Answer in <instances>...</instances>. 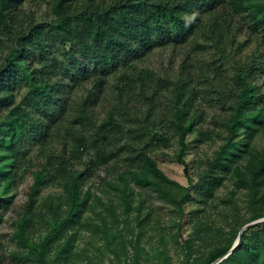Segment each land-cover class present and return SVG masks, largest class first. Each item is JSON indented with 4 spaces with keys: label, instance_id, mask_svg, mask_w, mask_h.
Listing matches in <instances>:
<instances>
[{
    "label": "trees",
    "instance_id": "obj_1",
    "mask_svg": "<svg viewBox=\"0 0 264 264\" xmlns=\"http://www.w3.org/2000/svg\"><path fill=\"white\" fill-rule=\"evenodd\" d=\"M22 2L0 0V221L13 213L0 264H94L103 250L127 264V246L139 264L138 241L154 224L136 187L182 215L191 194L201 204L214 198L220 173L234 187L221 199L231 205L221 213L228 230L196 217L190 240L211 245L190 259L184 239L185 264H264V221L230 250L246 223L264 217V50L254 39L264 42V0H52L42 20ZM156 48L176 54L177 66L143 65ZM190 135L220 142L194 182L184 160ZM239 135L243 147L231 154ZM173 144L185 187L151 157ZM25 171L26 197L14 205L7 194ZM50 186L58 189L40 197Z\"/></svg>",
    "mask_w": 264,
    "mask_h": 264
},
{
    "label": "rangeland",
    "instance_id": "obj_2",
    "mask_svg": "<svg viewBox=\"0 0 264 264\" xmlns=\"http://www.w3.org/2000/svg\"><path fill=\"white\" fill-rule=\"evenodd\" d=\"M52 0H23L22 9L25 15L31 16L36 20H42L48 18L49 8ZM246 35L238 37L239 40L246 38ZM260 44L259 50H264V42L258 37L254 38ZM254 41H249L243 49V54H248L253 49ZM178 64V56L172 53L171 50L156 48L152 53L144 60L143 65H146L152 69H174ZM257 84L264 91V75L257 78ZM206 127V124L204 125ZM208 126V125H207ZM211 128V126H209ZM243 137L239 135L235 140V145L231 148V154L236 153L243 147ZM255 147L260 146V137L256 135L253 139ZM220 144V142L214 138L206 141H196L194 135L189 136V148L184 154V160L188 164V172L191 176L192 182L196 180V173L200 166L203 165V160L209 157L213 150ZM179 147L173 144L169 148H164L159 151L151 153V157L156 161L158 168L170 179L178 182L181 186H188L187 179L183 172V167L177 163L174 159L175 153H177ZM23 177L19 182L17 188L12 189L7 195L13 199V204L18 205L25 200V194L27 186L30 183L31 176L25 171ZM104 176V172H99L93 175L88 184L92 186V189H97L101 182V178ZM220 183L217 185V190L214 193V198L207 204L199 203L198 199L193 194L187 202L183 205V214L179 215L170 203L158 198L153 192L147 189H140L136 187V191L140 192L146 201V208L151 210L153 228L147 227L144 234L140 237L138 245L141 251V260L139 264H185L186 257L183 249L182 242L184 239L189 238L194 233V222L196 217L204 216L202 218L205 223L210 226V231L214 232L216 226H224L225 230L227 226L222 216V211L229 212L231 205L229 203H223L221 199L225 196L231 195V190L234 187L231 183V179L228 174L220 173ZM264 188V186H263ZM58 189L55 186L45 188L40 197L46 195L48 192H53ZM181 191V190H179ZM244 190L233 192V198L236 200L240 213L238 217L240 219L248 215L246 208V197ZM136 197V196H135ZM149 206V207H147ZM12 211L9 210L3 215V219L0 221V235L7 236L9 234V225ZM180 222V228L177 226ZM156 224L159 228L155 227ZM151 225V223H150ZM88 234L86 237L79 239L80 243L88 241ZM191 246L189 249L190 259L205 251L211 242L205 237L197 240H190ZM102 242H100L101 244ZM94 250H91V252ZM132 249L127 246L128 258L127 264H133L131 258ZM97 258H94V264H118L114 257L107 251L95 252Z\"/></svg>",
    "mask_w": 264,
    "mask_h": 264
},
{
    "label": "water",
    "instance_id": "obj_3",
    "mask_svg": "<svg viewBox=\"0 0 264 264\" xmlns=\"http://www.w3.org/2000/svg\"><path fill=\"white\" fill-rule=\"evenodd\" d=\"M262 221H264V217H263V218H260V219H257V220H253V221H251V222H249V223H246V224H245V225L239 230L238 235H237V238H236V240H235V243L233 244V246L231 247L230 250L234 249V248L237 246V244H238V242H239V237H240L241 233H242L246 228H248L249 226L254 225V224H256V223L262 222Z\"/></svg>",
    "mask_w": 264,
    "mask_h": 264
},
{
    "label": "clouds",
    "instance_id": "obj_4",
    "mask_svg": "<svg viewBox=\"0 0 264 264\" xmlns=\"http://www.w3.org/2000/svg\"><path fill=\"white\" fill-rule=\"evenodd\" d=\"M196 15H197L196 13H193V14L191 15V19L194 20ZM187 23H188V21H187V18H186V26H187Z\"/></svg>",
    "mask_w": 264,
    "mask_h": 264
}]
</instances>
